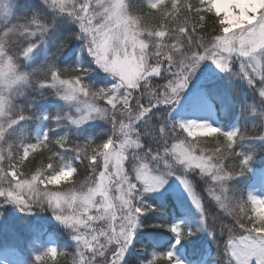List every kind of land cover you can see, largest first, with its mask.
Segmentation results:
<instances>
[{
  "label": "snow or ice",
  "instance_id": "obj_1",
  "mask_svg": "<svg viewBox=\"0 0 264 264\" xmlns=\"http://www.w3.org/2000/svg\"><path fill=\"white\" fill-rule=\"evenodd\" d=\"M43 2L77 22L79 34L71 35L84 41L93 63L114 77L115 83L110 89L91 90L81 79L88 74L86 69L76 66L57 68L55 64L48 65L37 83L41 87L57 90V95L75 108L74 113H65L63 117L70 120L71 124L80 126L90 119L107 118L113 131L100 144L89 140L75 148L77 156L83 154L91 165V182L85 194L80 196L73 194L66 197L52 190L61 180H70L75 173L65 175L62 171H53L56 153L49 148L47 134L35 142L21 138L15 144L0 147V178L7 180V186L0 185V198L5 203L21 206L23 211L30 210L36 203H46L55 219L76 233L74 239L84 249L79 253V264H88V260L93 262L97 255L105 257L106 253L109 255L105 264H123L125 252L138 226V217L142 213L141 207L133 201L139 200L143 192L160 188L165 183L164 177L172 174L171 170L154 174L148 163L135 157L139 162L132 166L134 181L130 179L125 162L130 153L142 147L135 125L152 106L177 101L197 72L205 76V71L200 68L202 61H211L220 72L228 73L232 68L233 57H236L240 60L241 78L264 100V68L257 59L258 54L264 56V3L254 8L253 5L211 4L210 0H198L196 22L177 26L175 31L179 38L169 40L168 27L163 24L150 29L142 28L140 21L128 14L126 0ZM17 6L13 7V12ZM150 8L155 10L158 5L152 3ZM174 12L176 15L179 12L178 0L168 14L173 15ZM209 16L215 17L218 31L210 43L201 44V32ZM46 27L34 16L25 24H11L9 21L0 28V88L8 86L11 90L29 83V74L19 71L15 58L27 57L35 47L30 37L43 33ZM20 35L24 36L22 43L16 39ZM185 38L189 45L195 44L196 47L182 59ZM66 43L61 44V49ZM13 47L15 52L12 51ZM162 71L171 73L166 84L150 86V78L160 76ZM146 88L151 91L153 99L142 103L141 94ZM98 101H103L105 106H97ZM206 109V99L199 96L193 111ZM123 110H127V116L123 115ZM243 110L254 111L251 105H244ZM261 116H264V111ZM61 118L59 115L55 117L57 121ZM25 119L23 113L8 114V101L0 93V145L7 143L8 129ZM172 127L180 131L173 132L172 142H166L162 152L181 165L184 171H198L201 179L206 178L205 191L208 197L218 208L225 210V198L218 194L217 186L226 192L225 182L247 171L252 159V155L239 151L237 145L240 141L264 139V136L245 137L239 129L223 131L208 123L196 124L195 121H176ZM194 127L200 130L202 136L216 140V146L211 149L194 146L190 142ZM163 131L161 128V133ZM52 142L60 148L68 147L63 138ZM41 149L51 153L47 156L48 163L29 176L22 170L23 165L30 154ZM181 183L192 203L200 210L203 222L202 199L193 192L186 178L181 179ZM248 205L252 213L248 217L250 223L237 220L235 231L228 230L224 242L226 264H264V217L258 215L259 208H264V199H257L256 195L249 193ZM65 206L68 208L67 213L63 212ZM225 214L231 215V211ZM169 230L176 234L177 242L192 235L178 225H171ZM85 252L90 255H85ZM59 254L56 248L48 247L35 256V261L37 264H55ZM147 264L179 262L169 251L153 255Z\"/></svg>",
  "mask_w": 264,
  "mask_h": 264
},
{
  "label": "trees",
  "instance_id": "obj_2",
  "mask_svg": "<svg viewBox=\"0 0 264 264\" xmlns=\"http://www.w3.org/2000/svg\"><path fill=\"white\" fill-rule=\"evenodd\" d=\"M6 1L11 6V12L6 19V23L10 21L11 24H25L35 16L47 26L43 33H36L30 37L35 43L30 62L26 60L24 62V56L15 58L19 70H23L26 73L40 74L49 64H55L57 68L76 66L87 70L88 74L81 78L84 85H90L91 88L96 87L92 67L85 60V57L75 49V36L71 35L76 33L73 25H70V23L64 25L63 22L61 23V18H53L49 14L47 7L43 6L41 0ZM152 3H156L158 8L155 10L151 9V12H149V5ZM126 4L128 14L137 18L142 28L150 29L153 24H168V39L173 40L175 38L177 25L169 22L171 15L168 13L173 5L177 4V0H126ZM14 6H17L15 12L12 11ZM160 6L165 8L163 13L159 11ZM178 7L177 19L180 24L191 25L196 22L195 0L191 3L188 0H178ZM210 23V21H207L205 29L201 32L202 35L210 31ZM16 39L17 42L22 43L24 36H17ZM65 41L67 42L66 46L61 49L60 46ZM188 45L185 38L184 47ZM170 76L169 73L162 71L161 75L154 78L151 83L153 85H164ZM228 86L230 87V96L234 99V103L227 105L220 102L219 99H214L213 101L214 107L217 109V128L223 131L239 129L241 132L249 131L250 134H258L261 128H264V117L258 113L254 114L256 110L255 106H252L253 98L255 99L254 94L252 92L239 94L240 88L235 82L234 85ZM13 96V104L8 109L9 113L14 115L18 106L20 111L25 113L26 119L18 121L16 125L8 129L6 134L8 141L6 144L0 145V147H7V144H15L21 138L28 142H35L46 132L50 141L49 148L56 153L54 163L61 167L66 165L77 167L80 169L82 178H90L91 172L88 167V161L82 155L78 157L77 153L72 150L71 145L89 140L93 143L104 141L112 134V128H109L110 125L96 123L77 131L74 127L69 126L65 118H63L64 109L55 101L58 98L55 90L41 87L40 84H32L31 80L26 88L16 91ZM141 102L146 103L143 97ZM244 105H251L254 111L245 112L243 110ZM262 108V111H264L263 104ZM58 115L62 117L59 121L55 119ZM168 116L169 114L164 112L163 107H158L155 110H150L141 119L140 125H137L136 129L140 134L139 138L142 147L137 150V153L132 152L129 154V161L126 167L131 162L132 165L139 162L135 157H140L145 163L152 162L149 154H161L162 146L166 142H172L173 132H179L180 130L172 127L174 122L171 119L169 120ZM107 123L109 122L107 121ZM161 128L164 129L163 133H161ZM57 138H63L69 146L60 148L52 142ZM237 148L242 153L252 155V159L248 163L247 171L241 175L231 177L225 182L227 192L234 197L239 194L252 193L253 187L259 182L260 176L264 172V139H246L240 141ZM50 154L44 149L30 154L22 170L31 174L40 164L46 165L48 163L47 156ZM5 164H7V161H5ZM186 176L197 187V193L204 198L203 209L207 220L205 226L207 232L200 231L196 222L192 223L193 220L187 215L188 221L180 223L178 226L183 231H190L192 235L179 239L178 244L174 243L175 239L177 240V236L169 230L170 226L174 224L176 218L184 214L176 208L174 200L167 195L160 199L145 196L147 201L152 200L151 208L149 209L148 206H145L138 217V226L134 231L130 246L125 252L123 264H147L153 255L165 253L168 250L173 252L176 260L177 254L181 249L185 253V264H201L204 261L206 263L224 264L227 259L224 242L228 234V229L224 225L231 224L232 221L226 215H220V210L216 203L206 195L205 188L207 186L205 180L199 178L197 172L186 173ZM133 202L135 203V200ZM147 225L157 226L150 227ZM80 231L83 232L84 229L81 228ZM209 232H211V237L206 240L205 236ZM69 233L68 228L51 229L55 248L59 252L63 250L66 253L65 257L58 256L56 258V260L60 261V264H65V261L70 259V256L67 255L68 253H75L76 251V241L71 238ZM85 238L87 239L88 237L86 236ZM101 242L103 243V239ZM81 251H84L83 247ZM85 255L90 254L85 252ZM108 255V253H106L105 257L97 255L93 264H103ZM26 264H37V262L28 260Z\"/></svg>",
  "mask_w": 264,
  "mask_h": 264
},
{
  "label": "rangeland",
  "instance_id": "obj_3",
  "mask_svg": "<svg viewBox=\"0 0 264 264\" xmlns=\"http://www.w3.org/2000/svg\"><path fill=\"white\" fill-rule=\"evenodd\" d=\"M211 4H233V5H257L264 3V0H210ZM44 7H47L49 14L53 17L61 18V23L64 25L70 23L76 29V33L79 34V27L77 22L67 16L66 13H61L56 9L49 8L43 0H41ZM11 12V6L6 0H0V28L6 23V19ZM128 12V11H127ZM131 16V15H130ZM134 17V16H133ZM75 49L85 57V60L88 62L90 67H92L93 75L95 77L96 87L91 88V86L86 85L91 90H96L98 88L110 89L112 85L115 83V78L111 75L101 71L92 60L87 53L86 48L84 47V41L75 36ZM74 44V45H75ZM34 48L32 49V51ZM31 52L27 57L24 58V62L31 60ZM257 59L260 60L262 68L264 67V56H260L258 54ZM203 63V64H202ZM200 68L203 69L206 73L205 76H202L200 72H197L193 79L189 82L188 86L182 91L179 99L177 101H173L171 104L163 103L152 106L150 110H155L158 107H163L164 112L168 113V119L172 120V122L180 121L184 122L187 120H193L195 122H204L208 123L213 127H217V109L214 107V99H219L223 104H233L234 99L230 96V87L228 85H234V82L237 83L240 88L239 94H244L245 92H252L254 94L255 99L253 98V105L256 110L254 114H261L263 110L262 104L264 105V100H262L258 93L254 90L253 87L247 84L246 80L241 78V74L239 73V63L240 60L236 57H233L232 68L228 73L220 72L215 68V65L212 64L211 61H202ZM171 75V73H169ZM156 78H150L149 84L153 86L151 81ZM230 81V84H229ZM29 84V83H28ZM28 84L19 85L11 90L10 93H15L16 91H20L23 88H26ZM84 84V82H83ZM160 85V84H159ZM199 96H203L207 101V108L210 107L213 114V118L209 114V110L204 111H193V105L196 103L197 98ZM55 101L58 102V105L64 109V114L67 113L71 115L74 113L75 108L71 107L68 102L63 101L59 95H57ZM97 106L103 107L104 102L98 101ZM148 114V113H147ZM145 117V116H144ZM143 117V118H144ZM68 125L74 127L77 131L83 129L86 126H92L96 123H106L110 125V129L112 128L111 123L107 118H95L86 121L84 124L80 126H76L71 124L70 120L65 118ZM107 121L109 123H107ZM141 121V120H140ZM140 121L137 122V125H140ZM46 132L43 133L45 135ZM262 140V139H261ZM138 150V149H137ZM137 150L134 152L137 153ZM150 161L149 167L153 170L154 174H158L161 172H168L171 170V175H166L164 177L165 183L158 189L143 192L140 194L139 200H135V205L141 207L143 210L145 206L151 208L152 200L147 201L146 197H151L154 199H160L163 196L167 195L171 199L174 200L177 209L183 213V216H180L174 220L173 225H178L180 223L187 222V215L191 217L193 220L192 223L196 222L198 229L202 232H207L205 229L207 220L205 219V211H204V221L201 222V212L198 210L195 205L192 203L191 197L188 195V192L185 190L183 184L181 183V179H187L193 188V192L197 193V187H195L191 181L189 180L186 173L194 172L191 170L184 171L181 165H178L173 161L167 154L161 153L159 155L149 154ZM127 160L125 164H128ZM69 165L63 166L67 167ZM132 162L129 163L128 167H126L127 171L131 172L129 174L130 179L134 181V174L132 172ZM66 169V168H65ZM197 176L200 177L198 171ZM206 179V178H205ZM202 179V180H205ZM0 185L7 186V180L0 178ZM205 185V184H204ZM58 186V185H57ZM207 186V185H206ZM252 194L257 197L264 198V172L260 176V180L252 189ZM199 195V194H198ZM207 195V192H206ZM146 196V197H145ZM202 199V203L204 205V198ZM208 196V195H207ZM48 211V212H47ZM47 211H40L32 206L30 210L23 211L22 207L16 205L14 203H5L3 198H0V264H26L28 260H34L35 256L42 253L48 247L55 248V242L51 234V229L59 228V229H67L63 224L55 219L53 212L50 209ZM51 225V226H50ZM53 226V227H52ZM69 231L71 229L68 228ZM210 233V232H209ZM207 233L205 239L208 240L211 235ZM134 236V235H133ZM177 240L175 239V242ZM130 246V245H129ZM169 252V250H168ZM179 264H185L186 258L185 253L181 249L176 257V260ZM201 264H214L212 262L206 263V261Z\"/></svg>",
  "mask_w": 264,
  "mask_h": 264
},
{
  "label": "clouds",
  "instance_id": "obj_4",
  "mask_svg": "<svg viewBox=\"0 0 264 264\" xmlns=\"http://www.w3.org/2000/svg\"><path fill=\"white\" fill-rule=\"evenodd\" d=\"M188 2L191 3V2H193V0H188ZM197 4H198V0H195V6H197ZM253 7L255 8L256 5H253ZM148 10H149V12H151L150 5H149V9ZM159 11L161 13H163L165 11L164 6H160ZM208 21L211 22L210 23V31L206 32L203 35V39L199 41V43H201V44L210 43L211 42V38L218 31V26H217L215 17L209 16L208 17ZM169 22L170 23H176L177 26L181 25L178 22L177 15L175 14V12L173 13V15H171L169 17ZM162 24L165 25L166 27H168V24H164V23H162ZM150 27L154 28V27H156V25L153 24ZM146 29H148V28H146ZM175 37L178 39L179 38L178 34H176ZM14 43H15V41H14ZM195 47H196L195 44L186 46L185 47V51L181 54V58L183 59V58L189 56L191 54V52L195 49ZM12 51L15 52V47L12 48ZM19 71L21 73H26L23 70H19ZM28 74H29V77H30V80H31L32 84H38L37 81L40 79L41 73L40 74L28 73ZM0 93H2V95L7 99V101H8V109H9V107L13 104V99H14L13 93L11 95L9 94V87L8 86H5L4 88H0ZM55 94L57 95V90H55ZM141 96L145 99L146 103L153 99L152 95H151V91L147 90V88L141 94ZM20 113H23V112H21L19 107L17 106L16 109H15V114H20ZM8 114H10L9 111H8ZM23 114L25 115V113H23ZM123 115L124 116L128 115L127 110H123ZM262 117H264V116H262ZM187 121H193V120H187ZM195 123L196 124H201L203 122H195ZM242 135L245 136V137L256 136V135L264 136V128H261V130L258 132V134H250L249 131H243ZM190 142L194 146H196L198 148H206V149L214 148L216 146V144L218 143L216 140L209 139V138H206V137L202 136L200 134V130H197L195 127L191 130V141ZM100 143L101 142L95 143V144H100ZM82 144H83V142H81L79 144L71 145L72 150L75 151V148L77 146L82 145ZM81 155L83 156V154H81ZM44 167H46V165L40 164L39 166H37L35 168L34 172L37 171L38 169H42ZM88 167L91 168V165H90L89 162H88ZM53 171L54 172H61L62 171L65 175H67L69 172H74L75 173L71 177L70 180H67V181L61 180L60 183L58 184V187L56 185L52 189V190H55V191L63 193L66 197H71L73 194H75L77 196L84 195L85 194V190L88 188V185L91 182L89 177H83L82 178L81 174H80V169L77 168V167H74V166L71 169H68V168L65 169V168H62L61 166L55 164ZM26 174L29 175V176L31 175L28 172H26ZM237 175H239V174H237ZM225 187H226V184H225ZM216 191L218 192V194H220L222 197L225 198L223 200V202L226 205V209L222 211L219 208L220 215L224 216V215H226L225 214L226 211H228V210L231 211V215H226V216L231 219L232 223L224 225L225 227H227L228 230L232 229L233 231H235V221H237V220H240V221H242L245 224L250 223L248 217L252 213H251V209H250V207L248 205V196H249V193H251V192L247 193L246 195L245 194H239V195L234 197L231 194H229L227 191L226 192L223 191L220 188V186H217ZM257 199H264V198L257 197ZM35 208L40 210V211H44L46 209H49L46 203L45 204L36 203ZM73 211H76V208H73ZM63 212L64 213L68 212V208L66 206L64 207ZM258 215L264 217V208H259ZM69 235L71 236V238L74 241H76V251H75V253H68L67 254V255L70 256V259L66 260L65 264H79V253L81 252L82 245H79V242L74 239V236L76 235V233H74L71 230ZM59 253H60L59 254L60 257H65L66 256V253L63 250H61ZM55 264H60V261L56 260ZM88 264H93L92 260H88ZM103 264H105V262H103ZM224 264H226V260L224 261Z\"/></svg>",
  "mask_w": 264,
  "mask_h": 264
},
{
  "label": "bare ground",
  "instance_id": "obj_5",
  "mask_svg": "<svg viewBox=\"0 0 264 264\" xmlns=\"http://www.w3.org/2000/svg\"><path fill=\"white\" fill-rule=\"evenodd\" d=\"M207 110H209L208 112H209L210 116L213 118V114H214V113L212 112L211 108L208 107Z\"/></svg>",
  "mask_w": 264,
  "mask_h": 264
}]
</instances>
